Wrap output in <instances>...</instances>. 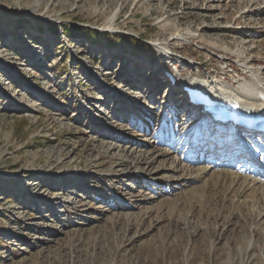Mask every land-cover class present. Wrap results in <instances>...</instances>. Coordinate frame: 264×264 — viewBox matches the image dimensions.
Segmentation results:
<instances>
[{"label":"rangeland","instance_id":"1","mask_svg":"<svg viewBox=\"0 0 264 264\" xmlns=\"http://www.w3.org/2000/svg\"><path fill=\"white\" fill-rule=\"evenodd\" d=\"M165 70L260 100L264 0H0V264L264 261V201L174 169L197 112Z\"/></svg>","mask_w":264,"mask_h":264},{"label":"bare ground","instance_id":"2","mask_svg":"<svg viewBox=\"0 0 264 264\" xmlns=\"http://www.w3.org/2000/svg\"><path fill=\"white\" fill-rule=\"evenodd\" d=\"M186 84L192 83L185 82L184 85ZM17 92L18 89L15 90V93ZM243 95L246 96L245 94ZM261 95L262 97H264L263 92L261 93ZM232 97L234 99H238L237 96L232 95ZM261 102L263 108L264 101ZM188 131H190V129H188L187 132ZM193 148L196 147H191V152ZM197 164V161L194 162L191 158H189V160H187L186 158H181L176 168L174 169L180 170L179 168H181L183 171H188L186 176L190 177L192 182L202 181L203 185L200 186V188H202L201 193H204L206 191L212 193V195L219 196L220 203L222 204L227 202V200L230 201L234 199L235 197H240L241 199H243L242 201H244L245 198H249L253 200V202H255V205L260 202L259 200L264 201V183L260 181L261 179L259 180L258 178H254L251 175H242L239 172H233V170L229 167L230 163H227L221 170H215L214 166H211V164H209L210 166H204L202 168L194 170V165ZM234 167H237V169H239L241 168V165ZM239 253L240 264H264V261H262V259L260 258V249L258 242H256L255 240L249 241V245L247 242L246 248L245 246H241L239 248ZM227 258L228 260H231L232 253L229 252L227 254Z\"/></svg>","mask_w":264,"mask_h":264},{"label":"trees","instance_id":"3","mask_svg":"<svg viewBox=\"0 0 264 264\" xmlns=\"http://www.w3.org/2000/svg\"><path fill=\"white\" fill-rule=\"evenodd\" d=\"M63 34L66 35L67 37L75 36L82 40L83 39L88 40L96 45L102 44L101 41L99 40L98 33L96 31L85 30L83 28L76 27L71 29L70 31L68 29H64ZM105 35L108 36L107 34ZM117 39H119V42H122L123 47H125L126 49L130 47L135 52L138 48H140L142 51L143 50L145 51V49H147V47L143 45L141 46V44H139V42L137 40H134L133 38L117 36Z\"/></svg>","mask_w":264,"mask_h":264}]
</instances>
